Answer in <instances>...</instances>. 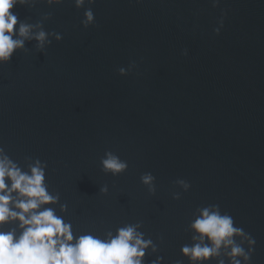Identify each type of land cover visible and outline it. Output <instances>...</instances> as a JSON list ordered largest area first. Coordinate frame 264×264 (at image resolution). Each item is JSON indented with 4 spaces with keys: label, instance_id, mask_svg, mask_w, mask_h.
<instances>
[{
    "label": "water",
    "instance_id": "95a60500",
    "mask_svg": "<svg viewBox=\"0 0 264 264\" xmlns=\"http://www.w3.org/2000/svg\"><path fill=\"white\" fill-rule=\"evenodd\" d=\"M29 4L11 11L31 23L51 13L43 28L62 39L27 41L0 64V147L21 165L46 161L48 190L101 231L141 222L159 247L149 260L187 264L192 212L217 204L255 238L251 264H264V0H95L88 28L73 0ZM105 151L126 171L103 172Z\"/></svg>",
    "mask_w": 264,
    "mask_h": 264
},
{
    "label": "clouds",
    "instance_id": "9594fccd",
    "mask_svg": "<svg viewBox=\"0 0 264 264\" xmlns=\"http://www.w3.org/2000/svg\"><path fill=\"white\" fill-rule=\"evenodd\" d=\"M46 5H59L63 0H42ZM95 0H73L75 8H83L80 24L84 28L94 25L91 5ZM216 7L220 0H211ZM16 5L32 7L29 0H0V64L8 63L17 50L25 49L27 41H35L38 50H43L53 40L60 41L62 34L46 31L43 21L51 13H45L35 23L18 20L11 11ZM225 9H221L217 27H223ZM182 55H187L183 49ZM136 67L129 62L127 67L116 69L121 76L128 75ZM101 170L116 176L126 171L127 161L112 151H105L100 158ZM47 162L39 158L25 157L24 163L14 161L0 147V264H163V257L145 260L146 254H154L159 247L150 237L140 231L141 222L125 223L114 231L107 230L102 236L92 232L77 234L71 222L64 219L67 205L60 202L59 193L48 190L46 182ZM155 177L151 172L140 175V182L154 194ZM174 183L183 191L190 183L177 178ZM100 193H107L108 186L101 185ZM180 192L172 198L179 199ZM55 206V207H54ZM189 243L181 245L180 255L187 264H251L255 250V238L242 227L236 226L234 218L222 212L217 204L197 207L186 226ZM162 240V237H157ZM172 264H184L177 259Z\"/></svg>",
    "mask_w": 264,
    "mask_h": 264
}]
</instances>
